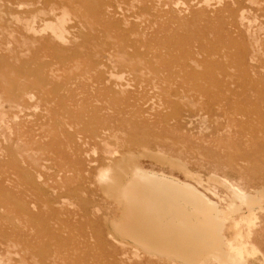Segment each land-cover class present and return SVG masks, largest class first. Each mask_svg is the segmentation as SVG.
Wrapping results in <instances>:
<instances>
[{
    "label": "rangeland",
    "instance_id": "1",
    "mask_svg": "<svg viewBox=\"0 0 264 264\" xmlns=\"http://www.w3.org/2000/svg\"><path fill=\"white\" fill-rule=\"evenodd\" d=\"M146 172L184 260L140 239ZM201 262L264 264V0H0V264Z\"/></svg>",
    "mask_w": 264,
    "mask_h": 264
},
{
    "label": "bare ground",
    "instance_id": "2",
    "mask_svg": "<svg viewBox=\"0 0 264 264\" xmlns=\"http://www.w3.org/2000/svg\"><path fill=\"white\" fill-rule=\"evenodd\" d=\"M136 171H135V173H136ZM139 171L140 170H138V172ZM138 172L136 174H138ZM144 172L142 171V173H144ZM147 173L148 172H146V175H144V176L142 174L143 177H139V176L133 174L132 179L128 181V185L131 186V188H132V186L136 187L141 192V195H139L136 198L137 199L136 201H138V203H136V205H134V207H135L136 211L141 215V217H143L142 219L145 220L147 222V224L150 226V228H145V229L144 228H140V229H144V232H143V230H140V233L142 235H144V236L140 237V239L143 240L144 242H148L149 243V244L147 243L148 245L144 244V246L147 247V248L156 247V245H154V244L150 245V243H151L150 241L152 239H155L156 241L158 240L159 243H160L159 244L160 245V250H167V251H165L167 256H172V257L184 260V258H186V257L188 258L193 253V251L196 250V245H197L195 240L192 239L189 236V234L186 232V229H183V227L181 228V226H178L177 224H175V222H177V221L174 222V220L176 219V217H174L175 215L177 217L180 216V218H181V216L184 215V213L183 212H178L177 207L175 208V205H173V203H171L172 201L169 202V203H166V200L161 196L164 193L163 190H162L163 193L160 192L161 191L160 189L163 186V184H162L161 188H160V181L161 180L159 181V186L156 185V187H157L156 188L151 183V180L149 179V177H147ZM139 174H141V172H139ZM153 175H155V174H153ZM153 175L151 174L150 176H153ZM100 178H101V180H106V176L104 174H102V173L100 174ZM159 178H161V177H159ZM154 179L155 178L152 179L153 182H154ZM161 179H163V178H161ZM155 182H156V179H155ZM174 185H176V184H174ZM181 186L184 188V190L187 191V192L184 193V195H185L184 199H187L188 201L192 202V204L194 206L197 205V206H199L200 208H203V209L207 208L208 206H210L209 201L204 199L201 195L196 193L194 190H192L191 188H187V187H185L183 185H181ZM158 188H160V189L158 190ZM128 189H130V188H128ZM176 189H178V188H176ZM122 190L124 191V194H125L124 186H123L122 189L119 190V193L122 192L121 194H123ZM160 193H161V195H160ZM125 195H127V194H125ZM169 197H171V196H169ZM167 199L171 200L172 197H171V199L170 198H167ZM209 210H210V208H209ZM199 211L204 212L202 210H199ZM208 215L210 216V214H208ZM182 220L180 219V220H178V222L181 223ZM209 223L211 224V222H209ZM207 224H208V222H207ZM170 225L173 228H171ZM185 228H186V226H185ZM188 228H189V225H188ZM193 228H191V229L194 230L195 228L194 229ZM205 230H206V228H205ZM188 231H189V229H188ZM201 231H202V229H201ZM197 232H198V229H197ZM197 232H195V233L197 234ZM205 232L206 231H204V234H205ZM198 233H200V232H198ZM202 234H199V235L202 236ZM212 234H213V232H212ZM153 235L158 237V238H155ZM204 237L205 236H203V239L205 241L206 238H204ZM199 238H202V237H199ZM203 239H201V240H203ZM209 255H211V258L213 260H217V261L218 260H223V258L220 255V252H218V251H211L209 253H206V254L200 256V258H198V259H204L205 257H207ZM200 264H203V262H201Z\"/></svg>",
    "mask_w": 264,
    "mask_h": 264
}]
</instances>
